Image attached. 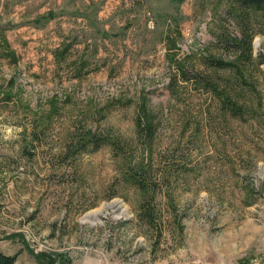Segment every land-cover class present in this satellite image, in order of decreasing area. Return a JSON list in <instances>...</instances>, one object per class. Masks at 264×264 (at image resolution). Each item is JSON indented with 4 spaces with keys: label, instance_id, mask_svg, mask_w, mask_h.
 Returning <instances> with one entry per match:
<instances>
[{
    "label": "rangeland",
    "instance_id": "1",
    "mask_svg": "<svg viewBox=\"0 0 264 264\" xmlns=\"http://www.w3.org/2000/svg\"><path fill=\"white\" fill-rule=\"evenodd\" d=\"M0 251L264 264V4L0 0Z\"/></svg>",
    "mask_w": 264,
    "mask_h": 264
},
{
    "label": "trees",
    "instance_id": "2",
    "mask_svg": "<svg viewBox=\"0 0 264 264\" xmlns=\"http://www.w3.org/2000/svg\"><path fill=\"white\" fill-rule=\"evenodd\" d=\"M235 2H237L240 6L242 7H251V6H255L256 8H262L263 4H264V0H234ZM58 54V58L60 59L61 57H63L64 52L63 51H58L55 55L57 57ZM219 62V60H217ZM146 128H150V124H148L146 126ZM14 261V257L13 256H9L6 254H3L0 251V264H12V262Z\"/></svg>",
    "mask_w": 264,
    "mask_h": 264
}]
</instances>
